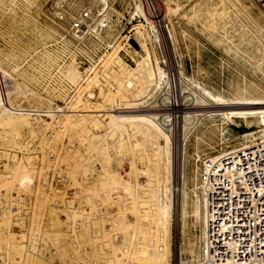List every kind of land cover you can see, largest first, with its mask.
Listing matches in <instances>:
<instances>
[{
  "label": "rangeland",
  "instance_id": "obj_1",
  "mask_svg": "<svg viewBox=\"0 0 264 264\" xmlns=\"http://www.w3.org/2000/svg\"><path fill=\"white\" fill-rule=\"evenodd\" d=\"M71 1L75 10L95 8L93 0ZM103 1L109 31L124 28L118 41L122 45L128 38L130 49L116 46L107 53L97 69L85 73L88 82L81 88L75 80L77 72L69 66L74 62L63 61L69 45L59 39L64 26L45 13L47 0H34L22 7L27 25L21 32L25 36L16 35V41L9 20L0 18V50H15L21 44L28 52L8 69L24 70L30 87L58 112L63 109L61 115L64 113L56 121L48 112L38 114L33 105L28 118L0 123V264H121L117 251L125 234L123 224H131L134 214L139 216L144 209L147 216L154 214L150 204L162 163L153 133L143 138L132 128L126 127L124 132L119 126L122 131L111 127L114 124L109 117L125 107L121 104L115 110L118 102L134 103L136 111L190 104L188 125L180 113L158 119L175 149V186L191 197L194 212L184 226L190 238H196L202 222L195 161L218 155L245 138L264 135V61L255 55L256 38L247 36L248 46H238L235 30L227 25L228 36L232 35L229 47L214 45L215 32L208 26L201 28V22L205 5L213 9L215 0H146L147 8L143 0ZM137 3L147 24L136 12ZM256 7L258 10L251 9V18L262 11ZM6 16H12V12ZM149 23L158 36L157 48L151 41ZM167 26L171 28L172 49L164 39ZM138 27L147 35V42L139 39ZM27 34L33 39L25 40ZM145 45L152 56L165 63L167 78L156 91L157 77L142 51ZM182 127L193 129L184 138V164L192 172L187 182L180 184ZM133 144L140 148H130ZM76 180H80L81 188L75 185ZM123 182L141 184L142 199L137 203L128 200L120 187ZM85 191L92 194L90 204L78 196ZM147 216H141L146 237L153 222V217ZM169 234V264H182L187 258L180 253L178 207ZM150 256L143 255L146 262L141 258L140 264H152ZM135 260L131 263L139 264Z\"/></svg>",
  "mask_w": 264,
  "mask_h": 264
},
{
  "label": "bare ground",
  "instance_id": "obj_2",
  "mask_svg": "<svg viewBox=\"0 0 264 264\" xmlns=\"http://www.w3.org/2000/svg\"><path fill=\"white\" fill-rule=\"evenodd\" d=\"M33 1L34 0H21L19 2H16L15 0H0V18L4 17L9 20V23H10L9 30L13 33V39L16 35L22 36V37L25 36L23 35V33H21L23 31V25H27V20L22 12V7L25 5L34 3ZM256 6L257 5L252 0H215V2L213 3V9H209L208 8L209 6L205 5L206 9H205L203 21L201 22V28H205V26L212 28V33L215 32L216 34L213 36L214 45L222 46L223 47L222 49L228 48L231 42L230 37L232 35L228 36L227 25L230 27L229 29L235 30L237 40H239L238 46L240 45L248 46L249 44L248 39H250L248 37L249 36L255 37L256 39L255 38L254 39L257 41V46H255L257 48H255L256 50L254 49L256 53L255 55H257L259 60L264 61L263 59L264 58V15L261 13L262 11L261 12L258 11L257 15L254 18L250 17L251 9L252 8L257 9ZM140 8L141 7L137 3V5H135L136 12H138L139 16L143 18L142 11L140 10ZM175 10H177V8ZM175 10L172 12L177 13V11ZM9 12H12V16H6V14L9 15ZM145 22L146 24L148 23L147 20H145ZM248 22L250 25H248ZM166 28H167L166 30L167 32L165 35L166 38L164 39H166L168 44L170 43V47L172 49L173 38H172L171 28L169 29L168 26ZM138 29L139 31L138 30L137 31H138L139 39L142 40L143 42L144 41L147 42L148 41L147 35H144L139 27ZM148 29L152 37L151 41L154 44V46L157 48L159 46V40H158V36L154 34L156 31H154L150 23H149ZM31 36H32L31 34L30 35L27 34V38L25 40H28L30 38L33 39V37ZM37 38L38 37H36V39ZM60 38L61 37H59V39ZM14 40L16 41V39ZM252 41L253 39L251 40L250 43H252ZM62 42L63 44L69 43L67 40H64ZM142 51H143V54L144 52H146V55L149 57L147 59L148 60L150 59L149 60L150 69L152 71V74H155V76L157 77V81H156L155 89H154V91H156L159 88L160 83L165 78H167L164 72V67H163L165 63L162 60L158 61L154 56H152L153 53L151 52L152 53L151 54L148 51V49L146 48V45L142 46ZM27 53H28L27 48L23 50V48L21 47V44L17 45L15 50H11V51H1L0 50V76L9 85L8 87L9 89L7 93V100H6L8 107L0 108V123L5 124V125L10 124L17 117L18 118H28L30 114V110H32L31 107L33 105H35L38 108L37 109L38 114L43 113V112H48L50 118L51 119L55 118L56 121L60 117H62V115L64 114L63 112H62L63 113L62 115L60 113L61 111H63V109L62 110L60 109L61 111L59 110L58 112L56 107L54 108L51 102L44 99L39 93H37L30 87L29 83L27 82V74L24 70L17 71L16 69L15 70L8 69L11 63L13 64L15 63L16 60L24 59ZM69 66L70 68H73L77 72L75 80H78V82L75 80L74 81L77 82L78 83L77 86L81 88V85L84 84L85 81L88 82L87 80L88 76L85 75V73L78 72L77 71L78 68L75 65V63H70ZM178 66H179V74H180L181 73L180 64ZM149 84L150 83H148V85ZM89 97H92V96L90 95ZM77 103H78V100H77ZM121 104L124 105L125 107L122 106L123 108H120L121 110L116 112V114L118 115L109 114L111 115V117H109L111 120V123L113 121V124L116 126L114 127V125H111V127L113 129L115 128L116 130V128L119 126L123 128L124 132H127L126 127H129V128L136 130V133H138L142 137L147 136V134L153 133L156 136L155 142L160 152L162 168L159 170L161 175L158 176V184L155 187L154 193H153L154 202H153V205L150 204V206L154 208L153 209L154 214L153 215L152 213L150 214L151 218L153 217V220H151V222L152 221L153 222H152L151 228L149 226L150 230L147 231V237L145 236L146 231H144V225L141 222L142 221L141 216L143 217V214L147 216L148 214V213H145V209H144L143 214H140L139 216H138V213L134 214L135 220H133L131 224H128L127 226L123 224L125 234L124 233H123L124 235L122 234L123 237L121 238L122 239L121 245L119 246V251H117V252H120L119 261L121 264H132L131 263L132 260L136 259L134 263L138 261V263L140 264L141 258L142 260L144 259L143 261H145V258L143 257V255L144 256L151 255L150 258L148 257V260L150 262V260L152 259L153 261V262L151 261L152 264H169V261H170L169 231H170V226L172 222V215L174 214L175 207H178V216H179V222H180V235H181L180 236V253L185 255L187 258V260L182 258L183 259L182 264H197L199 256H198L196 238L187 237L184 233L185 221L186 219L190 218L194 212L192 210L191 197L188 195V193H186V191L182 187L178 188L175 186V180H174L175 175H174V166H173V157L175 154V149L172 146V142L169 136L165 133L162 127V123L158 120L159 118H162V117L164 118L165 115H169V114L174 115V114L180 113V114H184L182 121H184V123L188 125V123L191 122L189 118V107H190L189 105L190 104L173 103L169 106H162V107H156V108L150 107L144 110L141 109V111H136V110H133V107H132L134 106V103L129 104L127 102H118V104L115 105V107L117 108L116 109L113 108V109L118 110L119 109L118 106H120ZM198 106H204V105H198ZM137 112H140V113H137ZM121 128L119 129L122 131ZM182 128H183L182 130L183 137H182V141L180 145V156H181V164H180L181 174L179 175V180H181L180 184L184 183L185 181L187 182L186 178L189 172H192L191 168L184 164V156H186L184 138L186 134L188 135L191 130L193 131V129H190V128L187 129L185 127H182ZM139 146H140L139 144H133L130 146V148L132 147L135 150V148H140ZM133 170H132V173L134 174ZM136 173L138 174L139 171ZM76 183L75 185L77 186V188H81L80 180L78 182L76 180ZM120 185H121L120 187H122V191L124 192V194H126L128 200L132 201L133 203H137L138 200L142 199L143 197L142 195L139 198V195L141 194V189H142L141 184L139 183L128 184V183L123 182ZM89 193H90L89 191H85L83 193H80V195L78 196L79 198L84 199L86 202L90 204L91 201L89 202L88 200L92 194L90 193L91 194L90 195ZM144 201L145 199L143 198V202L141 201L142 204L144 203V205H142L143 208L146 207ZM194 207L196 208L197 204H195ZM150 215L148 216L150 217ZM144 219L146 220V217ZM143 236H145L146 238H143Z\"/></svg>",
  "mask_w": 264,
  "mask_h": 264
},
{
  "label": "built area",
  "instance_id": "obj_3",
  "mask_svg": "<svg viewBox=\"0 0 264 264\" xmlns=\"http://www.w3.org/2000/svg\"><path fill=\"white\" fill-rule=\"evenodd\" d=\"M252 1L264 12V0ZM93 3L95 8L75 10L71 0H47L45 8L50 20L64 26L60 41L67 40L70 50L63 61L71 59L87 74L116 46L130 49L128 38L122 45L118 41L124 28L109 31L106 2ZM143 4L149 5L146 0ZM8 87L0 76V108L8 107ZM195 162L202 205L197 264H264V135L245 138Z\"/></svg>",
  "mask_w": 264,
  "mask_h": 264
}]
</instances>
